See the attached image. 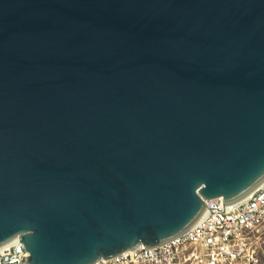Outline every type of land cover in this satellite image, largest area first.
I'll return each instance as SVG.
<instances>
[{
    "label": "water",
    "instance_id": "obj_1",
    "mask_svg": "<svg viewBox=\"0 0 264 264\" xmlns=\"http://www.w3.org/2000/svg\"><path fill=\"white\" fill-rule=\"evenodd\" d=\"M263 181L264 0H0V249L108 261Z\"/></svg>",
    "mask_w": 264,
    "mask_h": 264
},
{
    "label": "built area",
    "instance_id": "obj_2",
    "mask_svg": "<svg viewBox=\"0 0 264 264\" xmlns=\"http://www.w3.org/2000/svg\"><path fill=\"white\" fill-rule=\"evenodd\" d=\"M206 205L202 218L177 237L96 264H264V184L241 203ZM28 258L19 241L0 250V264H27Z\"/></svg>",
    "mask_w": 264,
    "mask_h": 264
},
{
    "label": "bare ground",
    "instance_id": "obj_3",
    "mask_svg": "<svg viewBox=\"0 0 264 264\" xmlns=\"http://www.w3.org/2000/svg\"><path fill=\"white\" fill-rule=\"evenodd\" d=\"M263 182H264V181H263ZM263 182H262V183H263ZM263 184H264V183H263ZM263 184H262V185H263ZM260 186H261V185H260ZM260 186H259V187H260ZM259 187H258V188H259ZM254 192H255V190H254L252 193H250L247 197L249 198V197L251 196V194H253ZM247 197H246V198H247ZM248 198H247V199H248ZM244 199H245V198H244ZM244 199H242V200H243V201L247 200V199H245V200H244ZM243 201H241V202H243ZM241 202H235V204H236V203L238 204V203H241ZM11 245H12V244H11ZM9 246H10V245H9ZM7 247H8V246H7ZM0 250H1V249H0Z\"/></svg>",
    "mask_w": 264,
    "mask_h": 264
},
{
    "label": "rangeland",
    "instance_id": "obj_4",
    "mask_svg": "<svg viewBox=\"0 0 264 264\" xmlns=\"http://www.w3.org/2000/svg\"><path fill=\"white\" fill-rule=\"evenodd\" d=\"M247 198H248V197H247ZM247 198H245V199H247ZM245 199H244V200H245ZM241 201H243V200H241ZM241 201H238V202H241Z\"/></svg>",
    "mask_w": 264,
    "mask_h": 264
}]
</instances>
